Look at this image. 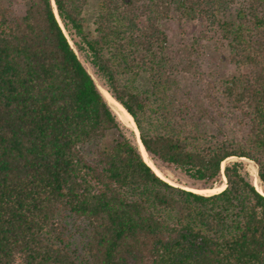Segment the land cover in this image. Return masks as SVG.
Listing matches in <instances>:
<instances>
[{"label": "trees", "instance_id": "1", "mask_svg": "<svg viewBox=\"0 0 264 264\" xmlns=\"http://www.w3.org/2000/svg\"><path fill=\"white\" fill-rule=\"evenodd\" d=\"M24 1L23 16L0 1V264H264V194L242 162L264 188V0H98L92 25L88 0ZM173 14L202 30L169 50ZM65 32L152 160L225 189L159 177ZM200 41L246 71L220 79Z\"/></svg>", "mask_w": 264, "mask_h": 264}, {"label": "rangeland", "instance_id": "2", "mask_svg": "<svg viewBox=\"0 0 264 264\" xmlns=\"http://www.w3.org/2000/svg\"><path fill=\"white\" fill-rule=\"evenodd\" d=\"M0 1L5 3V4H11L15 10V13L18 16H23V14L27 8V4L24 0H0ZM88 1H89V5H88L86 16H87L88 24L92 25L93 20L95 18L96 11H97L98 0H88ZM161 27L163 28V30L168 35L169 50L174 49V47L180 41L182 36H184L188 39L198 38L200 33H201V30H202L200 24L197 21H187L183 25V31H184L183 32L181 29V26L178 23L177 14H173V16L171 17L170 20L162 22ZM65 33H66L71 45L74 47L79 59L81 60V62L85 66V68L88 70L90 75L93 77L94 81L97 84H100L104 87L103 81L96 74V71L94 70V68L90 64V61L88 59L87 54L86 53H80L79 51H77V49L74 46V42L72 41V39L70 38L68 33L67 32H65ZM75 40H77V38ZM199 45H200V50L203 53L204 59L207 61V63L209 65H211L214 69H216L219 72V78L220 79L228 77V76L237 75L239 73L246 71L245 68L235 67L232 64H230V62L228 61V59L226 57V52H223V51L220 52V51L216 50L217 45L215 42H213V41H200ZM177 80L179 81V86H180L181 93L183 96H191V97H195L198 95L200 96V94L202 92V88L200 87V85H196L191 77H189L185 74H180L179 76H177ZM141 83H142V85L145 86L146 79L143 78ZM220 121H221L222 126L226 130V132L232 137L239 139L246 132V128H245L244 124L240 123L239 118L236 115L230 113L228 110L222 111V117L220 118ZM112 137H114V136L110 135L109 140H111ZM153 161H154L157 169L160 171L163 179L165 181L169 182L170 184L177 186V187L184 188V189L185 188L201 189L202 184L200 182L195 181V180L191 179L190 177H188L187 174L183 170L176 168V167H173V166L168 165V164H164L159 160H153ZM235 161H238V159L230 158V159L226 160L222 164V172L224 169L223 167H225L226 164H228L230 162H235ZM242 162L244 164L245 170L248 172V174L250 175L251 180L253 182L252 176L257 175V169H256L255 165L251 161L246 160V159H243ZM223 184H225V180H223V177H222L221 182L218 184H215L213 186V189H217L218 187H220ZM260 186L264 191L263 186L261 184H260ZM225 187H226V185H225ZM215 194H217V193H215ZM206 195H213V194L208 193Z\"/></svg>", "mask_w": 264, "mask_h": 264}, {"label": "bare ground", "instance_id": "3", "mask_svg": "<svg viewBox=\"0 0 264 264\" xmlns=\"http://www.w3.org/2000/svg\"><path fill=\"white\" fill-rule=\"evenodd\" d=\"M55 12H56V10H55ZM97 87H98L99 91L101 92V94L103 95V97L105 98L108 105L110 106V108L112 109V111L114 112V114L116 115V117L119 119V121L124 126H126L128 129H130L132 131L134 144L137 146V148H138L139 152L141 153V156L143 157L144 161L154 170V172L159 177L163 178L160 171L157 169L154 161L150 158V156L145 151V149L141 143L140 137H139L138 129H137L136 124H135L133 118L131 117V115L123 108V106L121 104H119L111 96V94L106 90V88H104L100 84H97ZM252 177H253L254 186L257 188V190L261 194H264V191L260 186L257 175H253ZM223 180H225L224 176H223ZM185 189L192 191L194 193H197V194H201V195H206L208 193L215 194V193L222 192L225 189V184L221 185L217 189H192V188H185Z\"/></svg>", "mask_w": 264, "mask_h": 264}]
</instances>
